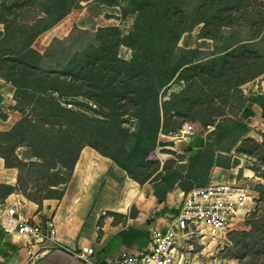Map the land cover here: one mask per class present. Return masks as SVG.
I'll return each instance as SVG.
<instances>
[{
	"label": "trees",
	"instance_id": "obj_1",
	"mask_svg": "<svg viewBox=\"0 0 264 264\" xmlns=\"http://www.w3.org/2000/svg\"><path fill=\"white\" fill-rule=\"evenodd\" d=\"M82 1L28 0L10 22L0 14V22L6 27L0 31V74L16 86L18 107L21 103L33 104L32 112L22 108L24 116L10 130L0 133V155L7 166L19 170L16 186L0 185L6 193L18 190L39 204L46 198H62L82 149L90 145L141 184L153 182L162 200L177 185L188 191L207 184L214 164L230 166L232 157L228 153L244 150L250 143L260 144L247 136L250 126L235 117L236 111L231 116L226 108L213 105L219 86L211 90L206 86L216 75L232 70V87L225 93V102L232 107L236 104L246 115L254 113L248 102H256L264 113L263 93L237 96L234 92L247 78L240 81L242 63L229 55L241 50L243 44L264 50V35L236 46L242 41L239 39L222 54L217 53L225 48L204 54L179 44L184 32L193 31L201 22H215L222 15L221 0H152L151 6V0H129L131 7L125 11H139L129 34L121 36L114 27L108 28L114 29L109 36L104 30L97 37L90 30H80L79 37L71 35L73 47H64L60 38H54L47 47L41 45L43 35L68 15L72 8L69 3L80 5ZM242 2L246 0L236 4ZM225 4L234 6L231 0ZM240 33L234 36L240 37ZM122 43L137 47L132 59L118 55ZM49 60L54 65L46 67ZM248 64L249 81L264 74L254 62ZM175 76L187 79L188 87L162 100L161 89ZM67 96L95 100L103 117L65 106L59 98ZM129 109L136 120L133 128L125 124ZM183 116L201 122L209 130L204 149L190 157L186 172L183 165H176V158L164 163L149 158L160 143V133L180 128ZM216 116L223 117L216 120ZM17 147L25 148L23 157L15 152ZM260 186L264 190V184ZM251 215L245 223H258L252 245L256 259L264 260V211Z\"/></svg>",
	"mask_w": 264,
	"mask_h": 264
},
{
	"label": "rangeland",
	"instance_id": "obj_2",
	"mask_svg": "<svg viewBox=\"0 0 264 264\" xmlns=\"http://www.w3.org/2000/svg\"><path fill=\"white\" fill-rule=\"evenodd\" d=\"M153 1L156 2V0ZM227 1L229 0H221V7L224 9L221 12L222 15L220 16L219 14L215 22L198 23L193 31L184 32L180 36L179 44L186 48L200 49L205 51L204 54H211L225 48L217 53L222 54L230 51L233 46L228 49L227 47L239 39H242V41L237 42L236 46L240 43H250L261 39L264 35V0H246V2H242L240 5H237L236 2L245 0H231L234 6L228 7L225 4ZM27 2L28 0H0V14L6 15V18L10 22L12 19L17 18L18 11L22 6H27ZM76 4L77 2L69 3L72 8L68 15L43 35L39 42L41 45L47 47L54 38H60L63 40L62 44L64 47H73L75 41L71 39V35L74 34L79 37L80 30H90L96 37L101 35H97L100 30H104L107 32L106 35L109 36L114 32L112 31L114 29L109 30L108 28L114 27L118 29L121 36H124L133 31L137 15L139 14L138 10L135 12L125 11V9L131 7L129 0H83L79 3L80 5ZM151 4H153L152 0L149 2V6ZM240 24L247 25H244L242 30H239L238 26ZM236 32L240 33L241 36H234ZM262 44L264 45V41ZM243 45V48L237 53L229 54L242 63L239 68L241 71L240 81L247 78L238 86L237 89L239 91L236 89L234 92L237 93V96L241 94L250 96L251 93L248 89L251 87V84H246L249 82L248 78L250 76L248 61L250 63L254 62L260 69L264 70V50L261 46L255 47L262 50H253L249 45ZM82 47L84 46L82 45ZM135 48L137 47L122 43L118 48V55L123 59L130 60L135 53ZM50 60L45 64L46 67L54 65ZM231 71L223 72L220 76L216 75L217 77L212 80V84L210 86L207 85L206 88L211 90L219 86V91L214 93V96L217 98L213 105L215 107L222 106V108H226V112L231 116L234 115L232 111H236L237 115L235 117L238 119H249L248 123L246 122L250 126L247 136L260 143L259 145L250 143L244 150L238 152L234 150L228 153L232 157V162L230 166H224L220 173H224L229 180L237 178L252 189L251 210L245 219L230 227L221 230L206 225L191 234V240L189 241L193 247L191 250L188 249V252H191L192 257H195V264H264V260L256 259L257 255H255L254 246L252 245L253 231L257 228L258 223H245L251 219V214L254 211L258 214L264 211V200L262 199L264 190L260 186L264 184V115L261 113L259 116L260 120L253 122L255 119H250L248 115L244 114L243 109L239 110L235 106L236 104L232 107L228 102H225L227 98L225 93L229 90L228 88L232 87L230 82ZM187 85V79H179L178 76H175L168 85L161 89L160 98L162 100L169 98L171 95L183 90ZM59 100L67 107L81 109L89 115L103 117L100 105L87 96H67L60 97ZM32 105V103H21V106L19 105L18 107V101H16V104L10 108L18 111L17 115L20 120L24 116V110L25 112H32ZM22 108L24 109L23 111ZM129 112L130 109L127 115H129ZM129 116L125 124L133 128L136 120L131 115ZM223 116H216V120H220ZM181 120L183 124L180 128L169 133H160V143L149 154L151 160H159L164 163L170 158L179 159L181 157L188 159L187 155L189 153L192 154L198 150L194 148L191 152L187 146L190 145L193 135L195 136L199 133H206L207 135L209 131L207 130L208 127L188 116H183ZM258 121L261 122L258 123ZM209 127L213 129L214 125L211 124ZM1 144L2 142L0 141V146ZM24 149V147H17L15 152L23 157L22 151ZM183 149H185V153ZM5 150L9 151L6 148ZM178 165L181 164L178 163ZM152 166L150 165V167ZM15 168L19 171L17 167ZM186 245L187 243L183 242L180 249L183 251L187 250V248L183 247Z\"/></svg>",
	"mask_w": 264,
	"mask_h": 264
},
{
	"label": "crops",
	"instance_id": "obj_3",
	"mask_svg": "<svg viewBox=\"0 0 264 264\" xmlns=\"http://www.w3.org/2000/svg\"><path fill=\"white\" fill-rule=\"evenodd\" d=\"M4 30L5 25L0 22V31ZM16 101V86L0 74V133L10 130L19 120L18 111L10 108ZM247 105L254 111L248 115L250 119L260 120L263 107L256 102ZM206 141V133L191 137L189 151L198 150L189 153L188 159H177L184 172L190 157L202 151ZM223 168L214 164L208 183L228 181L224 173L220 174ZM17 177V169L7 166L0 155V185L16 186ZM6 191L0 188V202L16 206L17 215L40 229H47L53 222L61 242L21 235L16 227L7 229L0 221V264H91L74 254L73 250L81 245L94 247V263L113 264L124 250L152 248L153 228L169 223L179 211L185 192L177 185L160 200L153 182L141 184L113 159L90 145L82 149L62 198H46L39 204L18 190Z\"/></svg>",
	"mask_w": 264,
	"mask_h": 264
},
{
	"label": "built area",
	"instance_id": "obj_4",
	"mask_svg": "<svg viewBox=\"0 0 264 264\" xmlns=\"http://www.w3.org/2000/svg\"><path fill=\"white\" fill-rule=\"evenodd\" d=\"M251 84L250 93L264 94V74L247 82ZM246 89V88H245ZM252 202V189L237 178L228 181L209 182L197 185L184 192L179 211L174 214L164 227H154L152 237L155 242L150 249L140 251H122L113 264H195L192 253L191 234L203 226L225 229L246 218ZM16 206L0 202V221L7 229L16 227L21 235L35 239H48L60 243L58 231L53 222L47 229H40L35 224L17 215ZM187 250L183 251L180 246ZM74 254L91 264L95 249L92 245H81L73 250Z\"/></svg>",
	"mask_w": 264,
	"mask_h": 264
},
{
	"label": "bare ground",
	"instance_id": "obj_5",
	"mask_svg": "<svg viewBox=\"0 0 264 264\" xmlns=\"http://www.w3.org/2000/svg\"><path fill=\"white\" fill-rule=\"evenodd\" d=\"M160 150V149H159Z\"/></svg>",
	"mask_w": 264,
	"mask_h": 264
}]
</instances>
